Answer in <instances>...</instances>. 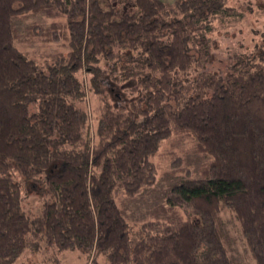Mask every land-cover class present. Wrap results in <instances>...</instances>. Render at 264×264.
Returning <instances> with one entry per match:
<instances>
[{
	"label": "trees",
	"instance_id": "obj_1",
	"mask_svg": "<svg viewBox=\"0 0 264 264\" xmlns=\"http://www.w3.org/2000/svg\"><path fill=\"white\" fill-rule=\"evenodd\" d=\"M228 3L0 0V264H26L27 252L237 264L223 241L226 210L264 264V35L218 57L211 34L235 10ZM39 15L53 21L28 34L69 46L45 64L18 46L17 21ZM88 91L103 100L96 127ZM178 148L202 160L200 178L167 195L187 220L129 223L117 198L155 185L157 159L176 167Z\"/></svg>",
	"mask_w": 264,
	"mask_h": 264
},
{
	"label": "rangeland",
	"instance_id": "obj_2",
	"mask_svg": "<svg viewBox=\"0 0 264 264\" xmlns=\"http://www.w3.org/2000/svg\"><path fill=\"white\" fill-rule=\"evenodd\" d=\"M163 1L168 4H173L175 0ZM228 7L235 8V10L230 13L231 16H227L225 14L220 15L214 20L213 24L214 31L211 34V38L218 43V57H224L227 53V49L230 47L238 48L241 42H244L246 45L252 47L256 42H261L263 40L264 0H229ZM56 20L63 21L59 18ZM52 21L53 20L50 18H45V15H39L19 20L16 23L22 34V41L18 45L20 50L27 53L31 58L35 59L40 64H45L44 62L46 61L51 62L55 57H59L61 54L69 52V46L64 40L49 43L45 42L44 38L39 35L28 34V28L32 24H38V29L39 26L46 28L49 27ZM78 76L83 80V82H87V84H89L88 81L90 77L86 75L85 72H79ZM117 91L120 92L119 88H117ZM107 92L104 96L108 97L109 102L114 103V98L109 94V92ZM117 94L119 95V93ZM83 106L90 112L92 121L90 123L92 125L91 127H96L98 118L97 114L103 106L102 98L95 93L88 91L86 98L83 101ZM168 145V143L164 145V150L170 148V145ZM181 150L182 149L179 148L176 149V156L182 158L179 164L177 163L178 165L176 167L172 165L169 156L165 155L157 159L158 175L165 166H169L172 170L182 172L186 177L194 176L192 175L194 169L191 168L187 162L188 158L190 159L191 156L200 158L199 166L195 169L200 170L202 163L201 157L193 153L185 155L181 152ZM177 177L178 176H172L171 184H175L176 181H179L177 180ZM198 178H200V171H198ZM151 191L155 192V188L153 187L147 191H143L142 189L140 193L134 197H118L123 199L124 202L122 206L127 210L126 214L128 217L133 219V221H130L125 218L129 223L140 226L147 222H164L159 221V219L161 220L163 218L162 216L165 213L162 208L160 209L162 205L161 199L155 200L154 193ZM140 205L144 206V212H136V208H139ZM134 210L136 212L135 215H133ZM128 211L131 213L129 214ZM221 217L223 241L231 259L237 264H256L257 262L253 253L245 242L239 222L228 210L224 211ZM33 254L34 253L32 252H27L23 258V262L28 261L26 264H91V261L88 260L87 262L86 258L77 252H67L63 254L62 257H59L60 259H55L50 255L47 256L45 253H39L38 255Z\"/></svg>",
	"mask_w": 264,
	"mask_h": 264
},
{
	"label": "crops",
	"instance_id": "obj_3",
	"mask_svg": "<svg viewBox=\"0 0 264 264\" xmlns=\"http://www.w3.org/2000/svg\"><path fill=\"white\" fill-rule=\"evenodd\" d=\"M187 162L189 163V166L194 169V170L192 169L193 170L192 175H194V176H192V177L187 176L186 177V176H184V174L182 172L177 171V170H172L169 166H165L161 170V172H159L158 179H157L155 185L143 188V191H147V190L152 189L154 187L155 192L154 191H151V192L154 193L155 200L161 199L162 205H161L160 209L162 208V210H164L165 213L162 216L163 218L161 220L159 219V221L172 223V222H183V221L187 220L186 214L180 208L170 206V205H168V203L166 201L167 200V194L169 193V191L173 187L180 185L182 183H185L187 181H190V180L198 179L199 169H197V170H195V169L198 168V166H199L200 158L196 157V156H191L190 159L188 158ZM172 176H178L177 180H179V181H176L175 184L174 183L171 184ZM116 201H117L118 207H119L122 215L126 219L133 221V219L128 217V215L126 214L127 210L125 208H123V206H122L123 202H124L123 199L117 198ZM156 204H157V202H156ZM149 205H151V204H149ZM142 211L143 212L145 211L143 205H140L139 208H136V212H142ZM136 212L134 210L133 215H135ZM128 213L130 214L131 212L128 211Z\"/></svg>",
	"mask_w": 264,
	"mask_h": 264
}]
</instances>
